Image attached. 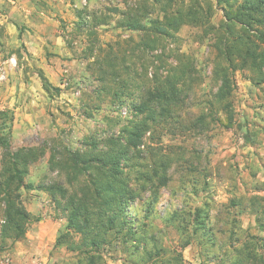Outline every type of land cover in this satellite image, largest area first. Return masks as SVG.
I'll return each instance as SVG.
<instances>
[{
  "label": "rangeland",
  "instance_id": "obj_1",
  "mask_svg": "<svg viewBox=\"0 0 264 264\" xmlns=\"http://www.w3.org/2000/svg\"><path fill=\"white\" fill-rule=\"evenodd\" d=\"M12 1L0 3V137L10 144L9 151L0 145V171L11 152L9 161L24 172L23 182L12 186L13 195L39 221L29 225L21 241L4 237L5 202L0 195V264H67L75 261L76 253L65 245L54 246L60 235L71 231L72 213L66 215L37 187L58 180L48 167L54 145L82 148L88 138L108 133L109 120L119 106L101 79L98 60L108 51L120 54L134 48L131 41L137 42L140 35L119 28L120 16L112 10H126L139 0ZM79 11L87 21L94 14L107 16L109 25L85 28ZM222 20L223 12L217 9L212 24L219 26ZM214 42L212 33L184 26L175 39L162 40L157 48L135 50L141 84L151 86L154 73L165 76L177 66L185 67L191 80L181 87L184 95L174 117L147 136L149 148H142L130 162L128 176L137 187H144L139 191L141 200L130 205L141 235L107 253L104 263L94 262L152 264L154 259L150 263L146 252L157 248L161 252L156 260L169 264L188 240L187 223L198 207L208 211L206 222L214 244L199 231L181 250L182 264L241 260L258 264L255 259L264 255L254 241L264 239V83L252 81L259 76L251 69L235 73L233 119L228 122L225 103L215 98L219 82ZM123 71L119 70L126 78ZM200 118L205 126L196 127ZM41 151L45 154L37 162L23 164V157ZM164 161L168 162L165 185L137 179L140 172L150 173Z\"/></svg>",
  "mask_w": 264,
  "mask_h": 264
},
{
  "label": "trees",
  "instance_id": "obj_2",
  "mask_svg": "<svg viewBox=\"0 0 264 264\" xmlns=\"http://www.w3.org/2000/svg\"><path fill=\"white\" fill-rule=\"evenodd\" d=\"M217 9L223 12L219 26L212 24ZM112 11L120 16L116 23L119 28L140 35L137 42L131 41L134 44L131 52L113 54L108 51L102 60H98L101 79L109 86L107 92L113 95L115 106H119L114 109V119L109 120L108 133L101 138H88L82 148L73 149L62 142L54 145L48 167L56 173L58 180L40 183L37 187L66 215L72 213L71 231L60 235L54 246L65 245L69 252L76 253L75 261L69 260L67 264H98L95 259L104 263L107 253L137 241L141 234L135 227L130 205L141 200L139 191L144 187H137L128 176L130 162L141 155L142 148H149L147 136L156 133L158 126L162 127L174 117V109L184 95L181 87H186L187 80H191L189 71L177 66L165 76L154 73L151 86L141 84V73L136 67L140 56L135 50L157 48L162 40L175 39L184 26L212 33L214 47L218 50L214 72L219 87L215 98L225 103L223 110L228 122L233 119L230 98L236 90L235 73L251 69L259 76L252 81L256 85L264 83V0H139L132 7L126 6V10L114 8ZM78 18L85 28L109 25L107 16L94 14L87 21L83 11H79ZM140 67L146 70L143 64ZM119 70H124L126 78ZM43 87L50 90L46 81ZM195 125L205 126V119H198ZM0 145L10 150L9 140L0 137ZM44 154V151L29 154L22 162L30 165ZM10 157L11 152H7L2 162L0 195L5 202L3 236L16 242L24 239L29 225L39 220L21 207L13 195L12 186L23 182L21 174L24 172L15 170ZM167 166L168 162L164 161L160 168H154L150 173L140 172L137 179L146 183L156 180L158 185H165ZM207 219L205 207L191 212L187 223L191 234L181 245V250L191 244L199 231L214 244L212 227L207 225ZM254 241L264 249V239L254 238ZM140 247V244L135 245L136 249ZM181 250L175 251L169 264L183 263ZM160 252L157 248L155 252L147 251V260L151 263L154 259L152 264H159L156 259ZM255 261L264 264V255H259ZM237 264H245V260Z\"/></svg>",
  "mask_w": 264,
  "mask_h": 264
},
{
  "label": "crops",
  "instance_id": "obj_3",
  "mask_svg": "<svg viewBox=\"0 0 264 264\" xmlns=\"http://www.w3.org/2000/svg\"><path fill=\"white\" fill-rule=\"evenodd\" d=\"M3 1H4V2H3ZM8 1H10V2H11L12 0H8ZM0 3H5V0H1V2H0ZM12 3H13V1H12Z\"/></svg>",
  "mask_w": 264,
  "mask_h": 264
}]
</instances>
